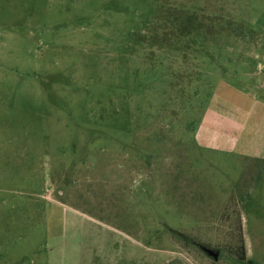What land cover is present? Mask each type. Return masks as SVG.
I'll list each match as a JSON object with an SVG mask.
<instances>
[{"label": "rangeland", "instance_id": "374dc122", "mask_svg": "<svg viewBox=\"0 0 264 264\" xmlns=\"http://www.w3.org/2000/svg\"><path fill=\"white\" fill-rule=\"evenodd\" d=\"M260 149L264 0H0V264H264Z\"/></svg>", "mask_w": 264, "mask_h": 264}, {"label": "flooded vegetation", "instance_id": "af4514ba", "mask_svg": "<svg viewBox=\"0 0 264 264\" xmlns=\"http://www.w3.org/2000/svg\"><path fill=\"white\" fill-rule=\"evenodd\" d=\"M173 235H175L178 239L184 243V245H191L192 247L200 250V252L204 255H206L208 258H210L212 261H216L220 255L219 249L206 244L202 243L186 234L181 233L178 230L170 229L168 230ZM217 253V257L215 256ZM239 257L237 255H234L233 257H228L226 264H242V262H239Z\"/></svg>", "mask_w": 264, "mask_h": 264}, {"label": "crops", "instance_id": "0c3cea01", "mask_svg": "<svg viewBox=\"0 0 264 264\" xmlns=\"http://www.w3.org/2000/svg\"><path fill=\"white\" fill-rule=\"evenodd\" d=\"M264 150L260 149L259 152L256 153V157H264Z\"/></svg>", "mask_w": 264, "mask_h": 264}, {"label": "trees", "instance_id": "16d2710c", "mask_svg": "<svg viewBox=\"0 0 264 264\" xmlns=\"http://www.w3.org/2000/svg\"><path fill=\"white\" fill-rule=\"evenodd\" d=\"M240 252H241V253H240ZM243 252H244V246H242V247H241V251H239V253H240V254H239L240 258H243ZM239 256H238V257H239Z\"/></svg>", "mask_w": 264, "mask_h": 264}, {"label": "water", "instance_id": "95a60500", "mask_svg": "<svg viewBox=\"0 0 264 264\" xmlns=\"http://www.w3.org/2000/svg\"><path fill=\"white\" fill-rule=\"evenodd\" d=\"M216 257H217V253H216V255H215Z\"/></svg>", "mask_w": 264, "mask_h": 264}]
</instances>
